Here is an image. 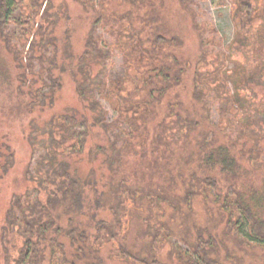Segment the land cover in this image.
Here are the masks:
<instances>
[{
	"label": "trees",
	"instance_id": "1",
	"mask_svg": "<svg viewBox=\"0 0 264 264\" xmlns=\"http://www.w3.org/2000/svg\"><path fill=\"white\" fill-rule=\"evenodd\" d=\"M79 1L84 6L94 7V0ZM124 1L130 3L132 8L118 17L120 22L130 24L131 35L136 37L137 43L134 45L132 40H126L121 45L125 56L126 78H121L119 85L112 91L119 96L120 102L114 103L119 111V120L109 121L108 110L95 96L96 91L106 85V81L101 76L103 70L93 72L92 63H103L112 54L111 47L100 44L95 34V21L84 49L61 65L62 70L64 67L70 68L77 94L80 99L88 100L89 108L94 113L93 118L90 120L84 113L81 114L82 117L65 114L64 118L72 126L69 133L68 125L59 120L49 121L50 126L58 125L64 129L63 141L71 136L75 137V125H85L86 128L89 124L98 123L114 136L109 157L111 172L104 182L109 188L106 192L99 191V181L93 173L75 175L66 163L55 167L50 151L42 154L38 160L40 166L37 172L45 174V178L40 177L39 185L33 189V192L38 193L34 197H31V193H26L24 199L22 196H15L13 199L18 212L17 215L13 212L9 226L13 228L15 222H19L22 225L21 235L25 236V247L20 251L18 264H43V244L46 242L51 247V264H108L100 252L110 242L117 243V258L120 260L133 264H167L159 255L158 236L159 231L164 230L170 236H182L190 250L197 255L194 256L188 250H177V264H200V260L205 264H214L217 260L211 254L218 253L221 247L227 248V244L210 228H207L208 237L204 235L205 230L200 229L193 241V235L188 234L190 231L186 233L184 229L176 230L171 226L172 223L164 220H157L156 228L153 222L154 215L159 214L163 218L172 209L175 213L170 216L172 222L181 220L182 226L178 228L191 224L193 206L200 197L212 212L215 211V206H221L222 218L236 239L243 238L264 246V184H253L247 191L238 186L240 177L249 172L242 164V158L249 150L252 158L260 159L264 156V146L255 143L247 147L243 144L237 152L236 148L240 144L238 138H232L230 134L224 135L227 140L218 137V132H223L221 121L229 118L232 101L245 94L240 91L231 94L228 90H221L220 83L214 84L212 90L220 101V123L209 121L205 125V119L210 117L211 110L206 100L208 94L204 81H214L220 72V66L205 70L200 68V63L207 61L208 54L203 26L194 19L201 44L200 56L194 61L180 51L184 40L180 35L169 33L152 0ZM180 1L185 8L193 10V0ZM232 1L236 39L231 47L244 52L242 56L239 54L237 64H242L250 75H255L264 69V0ZM52 7L51 0H0V35L9 47L19 51V47L12 44L8 33V28L13 23L20 32L18 36L28 39L30 57H36L35 51L40 48L42 51L37 57L43 64L44 60L49 61L48 65H43L46 72L44 85L49 88L44 91L42 88L38 89L40 95L37 97L43 96L42 100L52 97L55 91L63 87L61 75L53 72L55 65L59 66L57 54L61 46L58 45V39L60 42L65 41L62 45L66 47V51L72 43L70 34L66 33L61 38L54 35L60 15L51 11ZM69 31L71 28L68 26L66 32ZM37 33L43 35L37 38ZM48 44L54 46L52 55L43 51ZM223 56L227 57L224 53ZM220 61L224 63L223 60ZM244 69L239 80L247 76ZM127 78L132 84L130 88L126 87ZM187 79L192 80V104L199 105L202 110L200 112L186 106L182 99V92L187 89ZM250 90L252 94L256 93L254 88ZM120 121L127 124V131L121 130ZM81 132L83 135L76 136L75 141L70 144L73 151L82 150L85 144L88 131ZM54 141L50 143H60ZM119 141L122 142L120 145ZM128 150H134L140 157L130 173L123 168L128 161L123 154ZM214 171L223 175L225 182L223 178L211 175ZM181 188L184 191L179 193L177 190ZM209 189L215 192L214 199L207 198L206 192ZM42 190L47 192L44 200L40 197ZM209 202H213V206ZM127 204L150 211L145 217L147 228H143L141 235L144 238L143 234H150L152 240L145 241L141 247H132L126 242L127 233L124 230L127 228V221L124 222L121 215ZM154 207L158 210L157 215L151 214ZM106 208L111 211L107 218L101 215V211ZM239 212L247 226L248 231L245 229V233L242 232V220L237 215ZM68 213L73 215L68 217V227H65L60 222ZM60 236H64L66 240L60 239ZM69 245L74 249L71 254Z\"/></svg>",
	"mask_w": 264,
	"mask_h": 264
},
{
	"label": "rangeland",
	"instance_id": "2",
	"mask_svg": "<svg viewBox=\"0 0 264 264\" xmlns=\"http://www.w3.org/2000/svg\"><path fill=\"white\" fill-rule=\"evenodd\" d=\"M51 1L53 2L51 11L60 15V26L58 25L54 30V35L61 38L66 33L70 34V42H72L66 51V47L62 45V42L65 41L61 40L60 42L59 39L57 41L58 45L61 46L57 54L59 66L55 65L53 72L56 75H61L63 87L54 92L53 98L49 96L42 100L43 96L37 97L40 95V92L38 93L39 88H42L43 91L49 88L44 85L46 72L43 67L44 64L48 65L49 61L44 60L43 64L37 57L42 50L37 49L35 51L36 57L31 58V51H28L31 50L28 39L18 36L20 32L13 23L9 26L8 33L11 35L12 44H16L19 51L11 49L10 45L0 35V264H18L20 251L25 247V236L21 235L20 232L22 225L15 222L12 228L9 226V220L10 217H13V212L16 215L18 212L13 205L15 196H22L24 199L26 193H31V197L38 193L37 191L33 192V189L39 185L40 177L41 179L42 177L45 178V174H38L37 172L40 166L38 160L42 154L50 151L53 155L52 164L55 167L61 163H66L71 173L75 175L84 176L87 173H93L99 181L97 183L99 191L106 192L109 188L104 185V182L111 172L112 164L109 157L112 153L111 140L114 136L98 123L89 124L86 128L85 125H75L73 126L77 130L74 132L75 137L79 134L83 135L81 130L88 132L85 135L86 140L82 150L73 151L70 149V144L75 141V137L71 136L63 141L64 129L58 125L50 126L49 121L59 120L60 123L68 125L69 133L72 131V126L64 118L65 114L82 117L81 114L84 113L90 120L93 118L94 113L89 108L88 100L80 99L77 94L72 73L69 71L70 68L64 67L62 70L61 65L66 61L69 62L75 54L84 49L86 38L95 21H97L95 34L100 44L112 49V54L107 61L92 63L93 72L103 70L101 76L106 81V85L96 91L95 96L108 110V120H119L118 108L114 106V103L120 102L119 96L112 91L119 85L121 78H126L125 56L121 45L126 40H132L136 45L137 40L131 35L130 24L120 22L118 16L130 10L132 6L124 0H109V3L103 0H94V7L91 5L84 6L79 0ZM152 1L156 5V10L160 12L161 21L169 33L180 35L184 40L180 51L194 61L199 58L201 51L199 31L194 25V19L203 26L208 54L207 61H202L200 68L205 70L214 69L217 65L220 66V72L217 73L218 76L214 81H204L208 94L206 100L211 110L210 117L205 119V125L209 121L220 123V101L214 95L215 91L212 90L214 84L220 83V89L223 91L228 90L231 94L240 91L245 95L235 98L234 102L232 101L229 118L221 121L220 127L223 132H218V137L227 140V136L224 135L230 134L232 138H238L240 144L236 148L237 152L243 144H246L247 147L255 145V143L264 146V69H261L258 74L250 75L248 69H244L242 64H237L239 54L242 56L244 52L237 48L234 50L231 47L236 39L233 1L193 0L191 2L193 10L185 8L180 0ZM68 26L71 31L66 32ZM41 35L37 33L35 37L39 38ZM43 51L47 52V55H52L54 46L48 44L47 49H43ZM223 53L227 57L223 56ZM220 60H223L224 63ZM243 69L247 76L239 80ZM232 78L239 80V82L236 83ZM186 84L187 89L182 92L185 105L198 110V112L202 111L199 105L192 104V80L187 79ZM131 86L132 84L127 78L126 87L130 88ZM250 88H254L258 95L252 94ZM122 92L125 93V90ZM119 127L123 131H127L129 128L123 121L119 122ZM121 130L119 132H122ZM53 139L60 141V143L51 144ZM121 143L118 142L119 145ZM136 147L139 148V146ZM126 152L123 157L128 161L125 162L123 168L130 173L140 157L134 150ZM251 156L248 150L241 160L242 164L249 170L243 175L244 177H240L238 180V186L246 189L245 191L250 189L253 184H264V156L258 160ZM75 171L76 173H74ZM211 175H217L219 178H223L225 182L223 175H218L216 171L211 172ZM45 184L48 183L45 182ZM40 187L43 188L42 185ZM42 191L40 197L44 200L47 192ZM177 191L181 193L184 189L181 188ZM206 195L208 199L216 197L212 189H209ZM209 204L213 206L214 203L209 202ZM154 208L151 214L157 215L158 210L156 207ZM220 208L221 206L219 208L215 206V211H210L200 197L193 206L191 224L178 228L182 226L181 220L172 222L170 216L175 214L172 209L167 211L163 218L162 215H154L153 222L156 228L158 227L155 224L157 220H164L167 223H172L171 226L175 227L176 230L184 229L186 233L190 231L188 234L193 235L191 238L193 241L198 236L197 231L200 229L205 230L204 235L208 237L207 228H210L217 234L216 236L223 239L227 244V248L219 247L218 253L211 254L212 258L217 260L214 264H264V246L247 241V239H236L234 233L229 232V226L222 218L223 210ZM110 213L108 208L101 211V215L105 218L109 217ZM147 214H150V211H143L135 208L134 205L129 206V204L122 211L121 216L124 222L127 221L125 222L127 228L124 230L127 233L126 242L132 247H141L147 241L152 240L150 234H143L144 238L141 235L143 228H147L148 223L145 221ZM72 215L71 213L66 214L60 223L68 227V217ZM237 215L242 220L241 227L244 229L242 232L245 233L247 226L243 221V216L240 212ZM60 239L66 240L64 236H60ZM158 240L159 255L167 264H177V250H188L191 254L193 253L188 244L184 242L185 240L183 241L182 236L173 237L164 230L159 231ZM43 246L45 258L42 263L51 264V247L47 242ZM68 250L70 254L74 251L71 245L68 246ZM100 255L105 258L108 264H133L117 258L116 242L104 245ZM194 256L197 257L196 254ZM200 264L205 263L200 260Z\"/></svg>",
	"mask_w": 264,
	"mask_h": 264
}]
</instances>
